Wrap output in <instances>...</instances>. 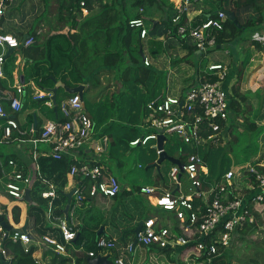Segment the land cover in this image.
<instances>
[{"label": "built area", "instance_id": "built-area-1", "mask_svg": "<svg viewBox=\"0 0 264 264\" xmlns=\"http://www.w3.org/2000/svg\"><path fill=\"white\" fill-rule=\"evenodd\" d=\"M11 1L0 0V21ZM203 2L204 0H178L173 7L175 13L171 21L179 26L175 34L168 30L164 36L179 37L189 46H195L199 53L205 54L208 50L217 48L216 32L223 29V24L228 19L224 10H230L228 8L230 4L227 1L225 5L227 8L217 10L214 15L208 14L206 18L199 19L193 24L194 17L190 14L195 7L202 6ZM80 4L83 7V1ZM142 11L143 9L139 8V13ZM82 12L86 14L87 10L82 8ZM197 13L200 14L201 10H197ZM183 15L186 18L184 23L178 24ZM255 15L257 12L245 14L242 20L246 21ZM128 25L138 32L137 37L140 41L149 39L148 28L141 14L129 19ZM155 39L160 40L163 37ZM253 39L262 40L264 44V35L262 39L255 36ZM33 42L34 37L30 34L21 43L14 35L0 32V78L4 76L3 62L7 48L16 49L21 44L27 47ZM142 63L144 66H150V56L144 54ZM227 72L226 65L208 63L203 70L201 80L196 85L177 93H172L169 85L165 86V93H160L147 102L148 115L142 124L146 131L140 137L129 141V145L145 146L153 140V149L156 155H159L166 143L174 147L175 141H179L187 145L191 152L184 157L178 149L173 153L172 156L182 163V173L177 164L169 165L165 173L166 181L169 182L168 188L140 186L139 192L146 195L150 204L170 213L174 222L169 218L163 220L157 216H149L143 220L142 227L136 235L137 243L143 246L154 245L159 249L184 248L186 251L194 252L197 257L206 256L208 262L213 263L214 259L220 257L229 247L235 231L242 229L245 222L255 223L254 213H264V170H261L264 168V162L256 164L247 162L244 166L230 168L220 177L213 178L199 152L220 145L226 132L229 131L231 125L229 95L222 87ZM32 87L35 90L30 92V97L50 107L51 92L41 90L33 83ZM24 96L25 85L19 81V76L15 77V82L9 89L0 90V119L4 121V125H0V142L10 139L13 131H19L15 114L21 111ZM58 108L64 121H46L38 136L30 139V142L34 145L38 141L47 143L49 151L46 155L53 159H60L70 153L75 154L79 150L91 151L93 159L80 161L75 157L72 158L74 163L70 165L67 174L74 178L78 177L79 182L74 186L75 191L67 214L56 218V227L62 240L49 234L39 236L34 244L35 250L32 252L36 264H45L40 256L35 255L37 251L41 252L43 247L68 255L66 244L71 243L76 237L71 225L73 215L83 204L85 193L92 198L96 196L112 198L122 188L119 179L98 164L97 158L106 153L109 139L106 135L95 136L93 121L84 110L78 94H71L60 101ZM33 132L34 127H31L30 133ZM159 134L164 136L162 149L155 146ZM33 157L36 158V154ZM0 173L5 180L6 193L15 200H23L25 189L30 184V176L12 158H6L4 162L0 161ZM84 178L88 180L87 185L83 182ZM183 178L187 183L185 192L179 190ZM254 182L257 185L255 187ZM174 188L177 192L172 190ZM252 189H259V192L252 198L253 205L250 208L246 205V200ZM40 194L44 198L54 196L53 191H41ZM194 200H197V203H194ZM260 219L264 221L261 215ZM3 237L13 243H21L25 252L30 249L32 237L27 231L6 232L0 223V263H8L12 259V254L2 244ZM132 242L123 244L118 239L99 236L95 243L102 253L114 251V264H131L129 258L134 253L135 247ZM87 253L90 258L95 257L92 250ZM142 264H150V262L145 261Z\"/></svg>", "mask_w": 264, "mask_h": 264}, {"label": "trees", "instance_id": "trees-1", "mask_svg": "<svg viewBox=\"0 0 264 264\" xmlns=\"http://www.w3.org/2000/svg\"><path fill=\"white\" fill-rule=\"evenodd\" d=\"M50 1L51 0H46L44 9L35 18V27L29 30V34L34 37V42L27 47H24L22 44L19 45L15 52L18 50L20 51L24 61L28 63L30 68L29 78L32 79L35 86L41 90L49 91L54 86V79L62 81L67 87H75L79 84L85 85L83 94L84 110L93 121L96 131L95 136L106 135L109 139L108 149L103 156H108L110 158L115 155H122L127 150L137 147L130 146L129 141L141 136L139 132L141 128L145 130L142 124L144 123L145 117L148 115V110L146 108L147 102L160 93L166 92V90L165 92H161L158 82H161V77L157 70H155L156 68L154 69L152 65L144 66V64L139 61L140 55H138V48L142 41L137 37L138 32L129 27L128 20L138 17L140 14L143 16L148 28V36L150 37L145 43L149 41V55L155 59L162 51L160 41L151 39L152 36L159 35L158 32H156L157 27L162 24L165 26L164 29L161 27L164 34L168 30L175 34L179 26L171 21L175 13L173 3L168 1L170 5L165 6L163 0H55V8L52 9L53 4L50 5ZM81 1L84 3L83 7L80 4ZM95 1L98 3L96 11H94L93 5ZM227 1H229L230 4L228 8H230L235 15L241 7L252 6L257 9L258 12L257 15L243 22L239 21L236 15L240 23L239 27L227 19L223 24V29L216 32V44L220 46H222L223 43L238 39L245 29H252L264 21V0H204L203 4L205 3L209 9L203 12L202 15L200 14V17L204 19L207 14L214 15L217 10L227 8L225 7ZM82 8L87 10L86 14H83ZM139 8L143 9L140 13ZM159 10L163 11L161 18L158 19L160 22L152 27V22L154 21L152 18H154V15L156 12L158 13ZM165 10L166 12H164ZM168 13L170 14L169 17L167 16ZM185 19V15H183L178 24L184 23ZM195 19L198 18H194L193 24H196L198 21ZM47 24L51 29L49 33H44L42 31H40L41 33L39 34L36 33L38 28L42 30L43 26ZM59 25L63 26L60 27L59 30H56ZM65 27L68 29H65ZM113 35H115L116 38V47L112 51L107 50L103 46L109 45ZM100 40H103L102 45L98 44ZM182 42L189 46L183 39ZM250 43L258 48L263 47V43H261L259 39L250 40ZM194 51H196L195 46H190L189 54H193ZM209 51L210 50H208V52ZM94 54L99 55L101 64L94 65ZM15 57V53H11L5 58L3 64L6 61L13 63ZM248 60L249 56H245L243 61L240 62L237 70V82L232 86L231 94L227 91L229 95V108L231 111L235 112V114H237L236 112L240 109L241 104L246 103L245 101L247 99L246 95L239 91L238 86ZM3 69L4 73L11 78V68L5 70L3 67ZM103 70L113 71L114 73L113 86H115V88L110 92L108 91L109 87H107V85H102L100 83L99 75ZM117 82L121 83V88L118 93L116 92ZM198 82H192L179 91L183 92L187 88L196 85ZM30 92H32V90L25 87V96L20 113H25L28 109L32 110L28 115L33 117V124L36 123L34 128L37 130L38 128L40 129L42 122L38 120L36 109L42 101L30 98ZM64 93L67 96L71 95L66 92ZM98 94L100 95L99 98L97 97V99L94 100L95 96ZM26 97H29V99ZM59 102H55L57 106L56 110H54V106L50 107L48 110L54 116V120L64 121V117L58 108ZM20 113L17 114L16 117H18ZM44 116H46L45 113ZM245 120H247V118H245ZM231 122L233 123V120H231ZM248 123L251 129L257 130L254 121H248ZM228 129L231 131V127ZM165 146V150H169L171 153L176 149L180 150V152L183 153L182 157L191 152V149L187 145L179 141H175V146L170 147L171 149ZM257 150L258 147L256 143L254 146H246L240 149V152H243L244 161L242 160V162H239V167L243 166L248 160L249 155L255 154ZM199 152L202 155L203 161L208 166L211 177H220L224 171L228 170L227 167L225 168L221 165L222 161H224L223 157L227 153L225 147L218 145L209 147L206 150H199ZM36 158L43 176L48 182L53 185L55 184L54 190L57 196L53 199V206H55L54 215L64 217V207L66 204V191L64 190V186L66 184V174L74 161L69 155H63L60 159H53L51 156H38L36 154ZM156 158V153L152 148V156L148 164L146 165L147 162L144 161L142 164H139V168L144 167L147 170L153 168L150 167V165ZM103 160L102 158L98 164L105 163ZM119 165L120 163L117 164V167ZM261 170H264V168H261ZM75 178L79 179L78 177ZM83 182L87 185L88 180L84 178ZM36 183H38V180ZM253 184L254 187L257 186L256 182ZM43 188H47V185H44ZM41 190L40 187L31 190V202L27 203V213L35 220V230L37 233L41 235L51 233L49 235L55 236L58 240H62L59 229L49 225L45 219L47 199L41 196ZM134 190L139 191V189L135 187L134 189L123 187L121 191L112 198L115 199L120 196L121 193L132 194ZM258 192L259 189H252L249 192L246 200V205L248 207L251 208L252 198ZM94 198L95 197H88L87 193H85L84 201L87 203ZM194 203H197V200H194ZM148 206L154 212L146 215L143 219L149 216H157L163 220L169 218L173 221L172 216L163 215L167 212L150 204ZM76 211L77 213L79 211L80 215L81 210ZM1 215L6 220V213H1ZM254 215L256 218L255 223L248 224L245 222L242 229L238 230L239 233H243L242 236H246V234L257 227L258 221L261 219L258 213H254ZM99 220L100 219H93L92 228L84 226L83 223L80 225L76 224V226L78 225V238L75 242L76 248L79 247L82 240L85 241L83 242V248L80 252L67 249V244L66 249L70 252L68 255H62L47 248L42 253L45 264H88L87 259L90 258L87 253L88 251L92 250L95 256L101 253L95 243L97 237L103 236L102 233L96 235L100 228ZM72 228L75 229V227ZM89 232H92L91 236L88 235ZM89 237H91V239H89ZM2 244L11 252L12 259L8 263L1 262L0 264H36L32 257V252L35 250L34 245L31 244L29 251L25 252L19 242L13 243L6 237L2 238ZM152 249L158 250L157 253L161 258H165L171 251L170 249H159L154 245L143 246L140 243L135 245L134 250L135 252L138 250L137 252H139V254L143 253L146 255V257L143 258V262L148 261L150 264H161V262L158 261L152 262V256H150V250ZM180 251L183 256L184 264H204L207 262L206 256L197 257L194 252L189 250L186 251L184 248H180ZM189 257H191L190 261L188 260ZM226 257L228 256L225 255L223 258L226 259ZM216 259H214L213 264H216ZM163 264L175 263L165 260Z\"/></svg>", "mask_w": 264, "mask_h": 264}, {"label": "crops", "instance_id": "crops-1", "mask_svg": "<svg viewBox=\"0 0 264 264\" xmlns=\"http://www.w3.org/2000/svg\"><path fill=\"white\" fill-rule=\"evenodd\" d=\"M168 1L173 3V7H175V5L178 3V0H168ZM45 5H46V0H12L7 6L3 19L0 21V32L12 34L21 42V39L23 38V36L25 34H29V30L35 27V21H36L35 18L37 17L36 13L42 12ZM208 9L209 7L204 3L202 6L195 7L192 14H190V16L194 18H198L195 20L202 19L200 16L202 15L203 12L207 11ZM197 10H201V13H200L201 15L197 13ZM254 12H258V10L252 6L241 7L240 9H238L236 15L239 21L243 22L242 19L245 14H253ZM152 19L157 20L156 24L160 22L158 20V16L156 15ZM161 27L162 29L165 28L164 25L160 24L159 27H157L156 29V32H158L159 35L152 36L151 38L152 40H156L155 38H158L161 36L163 37L164 41L163 39L158 40L160 41L162 45L161 53L158 54L155 60L154 58H151L152 56L149 55V41H148L146 43V47L148 48V54L146 55L151 56L150 57L151 65L153 67H155L156 65L155 68H157L158 70L160 69L168 70L167 74H168L169 88L171 89V91H174L175 93H177L179 92L181 88L188 86L190 83L200 81L202 74H203V70L206 65L204 66L203 69L191 68L189 64L190 61L186 59L187 57H190L191 55L189 54L190 46L185 45L179 37H176V36H173L171 38L165 37L164 32L162 31ZM40 30L41 29L38 28L36 33L37 34L41 33V32L38 33V31ZM250 31L251 33L247 37V39L241 40V38L239 37L238 39L232 40V41H235V43H234L233 53L232 52L230 53L231 55L229 54V52H225V51L211 52L209 53L210 61L207 62L206 64L221 63L227 66L228 72L222 82V87L231 94L232 86L235 85L237 82V70L240 65V62L246 56L245 52L248 53V51H250L248 63L242 73L240 86L242 87L241 93L245 94L247 98L251 99V103H253L254 108L256 110V118L254 122L257 126V130L255 131V133L257 135L256 143H257L258 150L248 161H252L254 159L259 162L261 161L264 162V143H263V134H264V45L262 44L263 47L258 48L255 45L250 43V40H253L254 36L255 38L259 37L262 39V36L264 35V21L258 24L257 26H255L254 28L250 29ZM42 32H45V26H43ZM260 42L262 43V40H260ZM144 43L145 41L143 42V44ZM140 48L141 47L138 48V51ZM16 50L17 49H14L13 51L16 55L14 62L12 63V62L6 61L3 64V67L5 68V70L11 68L12 77L9 78L4 73V76L0 78V90L3 91V90L9 89L14 84L15 77L19 76V81L22 82L26 88H29L32 91H34L35 89L32 87V83L34 86L35 84L33 80L29 78L30 68L28 66V63L24 61V58L22 54L20 53V51L18 50L17 52H15ZM192 55L203 56L204 54H201L196 50L194 51ZM241 55L243 56L241 57ZM170 59L174 60L175 62L174 67L170 66L171 65L169 63ZM174 82L177 84H174ZM29 97H30V93H29ZM29 97H26V98L29 99ZM67 97L69 96H67L62 89H57L56 102H59L60 100L62 101V99L64 100ZM52 106H54L53 101L50 107ZM50 107H42V104L39 103V107L36 109V115L38 116V120L42 122V124L40 125V129L46 121L54 119L52 114L48 110L50 109ZM31 112L32 110L28 109L26 110L25 113L21 112L20 115H18V117H16V115L19 114V112L15 114V119L18 123L20 132L18 130H15L13 131V136L10 139L3 140L0 142V161L4 162L6 158H12L15 161H17L18 165L23 168L24 172L30 176L31 180L28 186V188L30 189V192L32 189L35 190L36 188H39V187L42 189L41 191H53L54 192L53 197L45 198L47 199L45 219L49 225H51L52 227H56V224H57L56 218H60V216H57L55 218V215H54L55 206H53V199L56 198L57 196L54 190L55 184L53 185L52 183L48 182V180L43 176V174L40 171L37 158L32 157V155H35V154H37L38 156L39 155L46 156V153H48L49 151V145L42 141L36 142L35 145L32 142H30V139L37 137L40 131L39 128L37 130L34 128V132L30 133V128L34 127L36 124V123L33 124V120H34L33 117L28 115ZM44 113L48 117L44 116ZM0 125H4V121L1 119H0ZM227 132H226V135H227ZM129 150H127L122 155H118V156L115 155L110 158L108 156L105 157L102 155L98 157L97 160H99L100 162L103 158L104 159L103 161H105V163L103 164L99 163V164L102 165L107 170V172L111 174H112L111 168L113 166L117 167V164L120 163L118 167L122 171V173L125 174L128 171L127 170L128 166L126 165H128V157H130L127 153L131 152ZM69 156L73 159L75 157V159L80 160V161H84L90 158L93 159V153L91 151L83 152L79 150V151H76L75 154L70 153ZM139 164H137L138 168H139L138 166ZM169 165H170V162H168L166 166L164 167V173L167 172ZM238 165H239V162H236L234 163V167H230V168H236L238 167ZM162 166H163V162L160 164L159 169L162 170ZM159 169L155 168V170H159ZM164 175L162 173L154 172L153 175L147 180V183L145 184L157 186V187H160L161 189L168 188L169 182L166 181L165 179L162 180ZM37 180H38V183H36ZM4 181L5 180L0 173V212L6 213L5 221L12 228H19L25 224L26 231L32 237L31 244L34 245L36 240L39 238V236H41V234L37 233L35 230V220L33 219V217L28 215L26 202H24L23 200H15L6 193V190L4 187ZM78 182L79 180L77 181L76 178L71 177L70 175L66 174V184L64 186V190L68 192L69 190L74 188V186L78 184ZM181 182H182V179H181ZM44 185H47V188H43ZM186 186L187 184L185 183L183 187V182H182L181 186L179 185V190H181V192H185L184 188ZM176 188H178V186ZM134 191L137 192V190H134ZM243 191H242V194H243ZM148 205L149 204L146 201L145 195H143V197H137L133 193L132 194H122L121 193V195L116 197L115 199L104 197V196H96L94 199H91L87 203L86 201H84L80 207V209L82 210L80 215H79V212L77 213L76 211L74 212L73 218L74 216H76L75 218L76 224L80 225L81 223H83L84 226L86 227L88 226L89 228L93 227V219L94 220L100 219L98 221L100 223V228L96 235H98L99 233H102L104 237L118 239L120 242L124 244L128 241H133L131 240L130 235L133 233L132 230L135 228L137 223L140 220H144L143 218L146 217V215H148L149 213L152 214L154 212L153 210L150 209ZM252 205L253 204H251V206ZM78 209L79 208H77L76 210ZM93 212H95L94 215H93ZM163 215L172 216L168 212L164 213ZM259 215L264 217V214L262 213H260ZM76 224L74 223V221L71 224L72 227H75V229L73 230L76 232V237L75 239L72 240L71 243L67 244V249L80 252L83 248L82 243L85 241L82 240L81 243L79 244V247L76 248L75 242L78 238V225L76 226ZM237 233L239 232L237 231ZM48 234H51V233H48ZM91 234L92 232L88 233L89 236H91ZM45 250L46 249H44L43 247L41 252L37 251L35 253V255L41 257V260L43 262H45V260L44 258H42V253ZM150 251H151L150 256H152L153 263L155 261L156 262L158 261V262H161V264H163L164 261L167 260L168 262H174V263L178 262L180 264L181 263L184 264L182 262L183 256L180 254L181 252L180 248L171 250L169 254L165 256V258L159 257L157 253L158 250L156 249H152ZM68 253L70 252L68 251ZM100 254L110 256V253L108 252H105V253L101 252ZM131 256L133 259V255ZM206 261L208 262V260Z\"/></svg>", "mask_w": 264, "mask_h": 264}, {"label": "rangeland", "instance_id": "rangeland-1", "mask_svg": "<svg viewBox=\"0 0 264 264\" xmlns=\"http://www.w3.org/2000/svg\"><path fill=\"white\" fill-rule=\"evenodd\" d=\"M55 3H56L55 0H52L50 2V5L53 4L52 9L55 8ZM163 4L165 6L170 5L168 3V0H163ZM93 5H94V11H96L98 8L97 1H95ZM52 11H55V10H52ZM164 12H166V10ZM36 14L39 15L40 13L38 12ZM162 14H163V11L159 10L158 14H155V15L158 16V19H160ZM167 16L169 17L170 14L168 13ZM44 26H45V32L44 33H47V32L49 33L51 31V29L49 28V25L47 24ZM62 26L63 25H59L56 28V30H59L60 27H62ZM65 29H67V27H65ZM250 33H251L250 29H245L240 35L241 40L247 39V37L250 35ZM234 43H235V41L223 43L220 48H213L208 53H205L203 56H195V55L191 54L190 57H187L186 59H188L190 61L189 64H190L191 68L203 69L204 66L207 65L206 63L210 61L209 53L218 52V51L219 52L220 51H228L229 54L231 52L233 53ZM98 44L102 45L103 40H100L98 42ZM103 47L106 48L107 50H111V51L114 50L116 47L115 35H113L111 37V41H110L109 45L103 46ZM139 47L143 48L144 51L143 50L142 51L144 54H148V48L146 47V43L143 44L141 42ZM138 55H140V54H138ZM245 55L250 56V51H248V53L245 52ZM242 56L243 55H241V57ZM139 61L142 62L141 56L139 57ZM169 63L171 64L170 65L171 67H174L175 62L173 59H170ZM97 64H101V58L99 57V55L94 54V65H97ZM155 67H156V65H155ZM155 67H153V68L155 69ZM155 70H157V72L159 73V76L161 77L160 78L161 82L158 81L160 84L161 92H165V86H168V74H167L168 70H166V69L158 70L157 68ZM99 76H100V83L102 85H107V87H109L108 88L109 92L115 88V86H113V76H114L113 71L103 70ZM174 84H177V83L174 82ZM240 84H241V81H240ZM240 84H239L238 88H239V91L241 92L242 87L240 86ZM172 93H175V92L172 91ZM99 96H100L99 94L97 96H95L94 100L97 99V97L99 98ZM245 102L246 103L241 104L240 109L238 110V112H236L237 114H235V112H233V111L230 112V116H231L230 121L233 120V123L231 122V125H230L231 131L229 130V132H227L226 137L220 143V146L225 147L227 150L226 155L223 157V160H225V161H222L221 165H223L225 168L227 167L228 169H230V167H234L235 162H242L243 152H240V149H242L243 147H246V146H254L256 143L257 135L255 133V130L251 129L249 126V123H248V121L251 122V121L255 120L256 110L254 108L253 103H251V99L247 98ZM41 104H42V107H49V106L45 105L43 102ZM53 118H54V116H53ZM245 118H247V120H245ZM124 123H127V122H124ZM139 132L142 135L145 133V130L143 128H141ZM171 139L172 138H170V140ZM172 140L174 141L175 139L173 138ZM153 145H154V141L151 140L145 146H137V147L131 148L129 150L131 152L127 153L130 157H128V165H126V166H128V169H127L128 171L125 174L122 173V171L119 169V167L113 166L111 168L112 174H115L120 179V182H121L123 187H125L127 189H134V187L139 189V187L141 185H144L145 183H147V180L153 175L154 172L162 173L163 175L165 174L164 173V167L168 163L167 161L163 162L162 170L161 169L155 170V168H150L149 170H147L144 167H142V168L137 167V164H139V163L142 164L144 161L147 162L146 165L148 164V161L152 156V146ZM165 147L171 149L170 143H167ZM166 152L169 155H171V154L173 155L175 150L173 151V153H171L169 150H167ZM253 155L254 154H250L248 160ZM158 176H159V174H158ZM163 179L166 180L165 175L163 176ZM182 182H183V187H184V185L186 183V179L183 178ZM133 194H135V196H137V197H143V195H144V194L142 195V193H140L138 190H137V192L134 191ZM145 198H146L148 204H150L146 195H145ZM78 210H81L80 207ZM94 214H95V212H93V215ZM149 214H151V213H149ZM56 217L57 216H55V218ZM75 218H76V216H74L73 221L76 224ZM258 224L259 225H257L256 229L251 230V232L246 234V236H242L243 233L234 234L230 240L229 247L226 249V251L219 258L216 259L215 263L217 264V261H218V264L219 263L220 264H264V229H263L264 228V221L260 220V221H258ZM130 236H131L130 237L131 240H134V234L132 233ZM241 237H244V238H241ZM89 239H91V237H89ZM106 252L110 253L109 259L111 262H113L114 251H106ZM136 252L134 251V253L132 254L133 259H132V256L130 257L131 262H132V264H141L143 262V258L146 257V255L143 253L139 254V252H137V253ZM225 255L228 256V257H226V259L223 258V257H225ZM188 260L190 261L191 257H189ZM182 262L184 263L183 260H182ZM175 264H180V263L175 262ZM204 264H209V262H206ZM210 264H213V263H210Z\"/></svg>", "mask_w": 264, "mask_h": 264}, {"label": "water", "instance_id": "water-1", "mask_svg": "<svg viewBox=\"0 0 264 264\" xmlns=\"http://www.w3.org/2000/svg\"><path fill=\"white\" fill-rule=\"evenodd\" d=\"M224 12L226 13L227 18L232 21L233 23H235L238 27L240 26V23L235 15V13L231 10H224ZM157 20H154L152 22V27L156 24ZM28 37V34H25L23 36V38L21 39V43L24 42V40ZM220 45H217V48H219ZM14 51L13 48L8 47L5 53V58L8 57L12 52ZM139 54L141 56V58L144 57V53L142 51V49H139ZM61 88L64 92L68 93V94H78L81 102H82V106L84 108V99H83V94H84V89H85V85L83 84H79L75 87H67L62 81H57L54 79V86L49 90V92H51V100L54 103V110L57 108V106L55 105L56 102V92L57 89ZM121 88V83L117 82V89L116 92L118 93L119 90ZM163 141H164V136L162 134H159L157 136V140H156V147L158 149H162L163 148ZM164 161H168L170 163H174L177 164L179 166L180 169V173H182V163L177 159L174 158L172 156H170L166 151L162 150L159 155L157 156V159L151 163L150 167L159 169L160 164ZM75 191V188H72L71 190H69L68 192H66L65 196H66V204L64 207V214H67L71 199H72V195ZM30 189L27 188L25 189L24 192V196H23V200L26 203H30L31 202V197H30ZM0 223L3 226V228L6 230V232L10 231V230H17V231H22V232H26V225L24 224L22 227L19 228H12L3 218V216L0 214ZM142 223L143 220H140L137 225L135 226V228L132 230L133 234H134V240L132 242L133 246H135L137 244V239H136V235L139 232V230L142 227ZM31 237V236H30ZM44 249H46V247H44ZM88 264H113L110 259H109V255H97L94 258H88L87 259Z\"/></svg>", "mask_w": 264, "mask_h": 264}, {"label": "clouds", "instance_id": "clouds-1", "mask_svg": "<svg viewBox=\"0 0 264 264\" xmlns=\"http://www.w3.org/2000/svg\"><path fill=\"white\" fill-rule=\"evenodd\" d=\"M263 45H264V44H263ZM220 47H221V46H220ZM155 146H156V145H155ZM152 148H153V146H152ZM154 151H155V150H154ZM164 151H166L165 148H164ZM155 153H156V152H155ZM156 156H158V155H156ZM170 156H172V155H170ZM172 157H173V156H172ZM156 159H157V158H156ZM156 159H155V160H156ZM247 161H248V160H247ZM247 161L245 162V164L247 163ZM248 162H252L253 164H256V163L259 162V161L253 159L252 161H248ZM152 163H153V162H152ZM170 164H171V163H170ZM172 164H174V163H172ZM245 164H243V166H244ZM138 166H139V165H138ZM238 166H239V165H238ZM162 180H163V178H162ZM186 184H187V183H186ZM144 185H148V184H144ZM141 186H142V185H141ZM172 190H173L174 192H177V189H175V188L172 189ZM29 193H30V192H29ZM23 201H24V200H23ZM24 202H25V201H24ZM150 205H151V204H150ZM154 207H156V206H154ZM157 208H158V207H157ZM159 209H160V208H159ZM161 210H162V209H161ZM259 217H260V215H259ZM238 230H240V229H238ZM238 230H237V231H238ZM237 231H235L234 234H236ZM234 234H233V235H234ZM99 255H100V254H99ZM95 257H96V256H95Z\"/></svg>", "mask_w": 264, "mask_h": 264}]
</instances>
